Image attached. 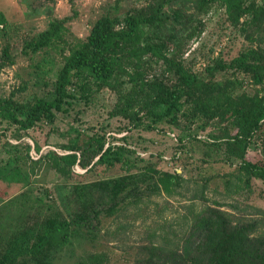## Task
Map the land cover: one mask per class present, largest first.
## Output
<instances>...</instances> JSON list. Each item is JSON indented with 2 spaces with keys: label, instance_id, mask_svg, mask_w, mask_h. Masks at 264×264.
Instances as JSON below:
<instances>
[{
  "label": "rangeland",
  "instance_id": "rangeland-1",
  "mask_svg": "<svg viewBox=\"0 0 264 264\" xmlns=\"http://www.w3.org/2000/svg\"><path fill=\"white\" fill-rule=\"evenodd\" d=\"M241 4L244 12L237 16L224 4L203 0H0V12L8 17L0 26V58L7 51L12 59L0 61V104L11 101L19 115L38 100L54 99L67 58L88 43L99 20L109 17L124 30L128 16L161 12L136 40L116 47V75L109 83L75 71L70 98L34 128L23 130L0 118V259L31 247L49 223L70 221L74 205L63 199L73 186L128 175L152 184L168 172L184 182L172 195L145 192L137 204L122 203L115 214L101 217L95 231L75 229L41 258L24 252L17 264H137L151 245L184 256L192 223L208 207L229 212L235 222H257L255 235H264V181H240L241 161L226 145L234 127L191 106L172 64L205 81H238L236 94L262 95L264 82L235 61L253 51L264 56V0ZM57 19L65 21L63 39L33 52L32 40ZM248 60L252 64L254 57ZM141 83L147 91L158 84L159 92H179L180 111L156 117L151 103L134 101L147 95L136 96ZM262 145L254 138L248 158L259 162ZM102 148L122 151L123 165L109 159L88 172L98 159L87 166L89 156H80ZM218 237L219 232L208 234L191 251L206 255ZM166 264L192 261L185 255Z\"/></svg>",
  "mask_w": 264,
  "mask_h": 264
},
{
  "label": "trees",
  "instance_id": "trees-1",
  "mask_svg": "<svg viewBox=\"0 0 264 264\" xmlns=\"http://www.w3.org/2000/svg\"><path fill=\"white\" fill-rule=\"evenodd\" d=\"M203 1L204 4H224L230 13L237 16L244 12L241 0ZM160 13L159 11L156 16L147 18L140 15L128 16L125 19L126 29L124 30L117 29L115 22L109 17L99 20L91 32L88 43L67 58L56 83L54 99L38 100L27 111H21L20 115L15 110L16 108L13 109L11 101H5L0 104V118L23 130L34 128L37 123L50 116L52 111L60 110L70 98L68 89L75 71H89L98 81L104 84L109 83L116 75L117 61L112 56L116 47L136 40L145 25L154 19L159 20ZM5 22L6 17L0 12V26ZM64 23L63 20H53L48 29L40 33L30 43L33 52L37 53L42 49L50 48L55 42L62 40L65 32ZM148 50L153 51L156 55L160 54L155 48ZM250 55L254 57L252 64L248 60ZM250 55L238 58L235 63L239 69L255 74L256 82L261 84L264 82L261 78V72L264 71V56L257 51H253ZM0 61L4 64L12 62L9 52H3ZM4 64L2 65L4 66ZM172 64L179 75L181 85L186 89L185 93L191 106L209 119H219L234 127V132L228 136L229 140L226 145L230 156L241 161L240 177L238 176L240 181H243L244 177L264 181V87L262 95L260 93L253 96L246 93L236 94L233 90L238 81H205L199 76L185 71L179 64L174 62ZM2 65L0 67H3ZM138 77L133 79L137 80ZM145 85L142 83L138 85L135 94L136 96L141 93L147 95L142 98H133L134 101H139L140 105L146 106L151 103L154 106L153 112L158 118L167 117L180 111L183 96L179 92L166 90L159 92L161 87L158 84L150 85V91H147ZM157 99L160 100L156 103ZM256 137L261 138L263 143L260 154L262 157L259 162L248 158L249 148ZM121 152L112 148L105 151L103 148L94 149L92 152L86 150L80 158L85 160V156H89L87 166L98 159L88 170V172L94 173V168L97 165H101L109 159L115 164L123 165ZM72 161L77 163V156L73 155ZM56 164L58 165L57 162ZM14 173L13 175H16V172ZM182 182H184L182 176L162 172L152 184L144 180L143 176L137 177L136 175L77 184L72 187L69 197L63 199L66 206L70 203L74 205L71 220L49 223L36 243L31 247L28 246L16 253L6 255L0 259V264H17L24 252L37 260L44 253H49V249L56 243L68 241L75 229L95 231L101 222V217L104 214H115L122 203L134 202L137 204L142 201L145 192L148 196L163 192L172 195L175 189L181 187ZM205 195V192L201 193L203 198ZM257 230V222H235L234 216L229 212L208 207L201 211L192 223L186 239L188 242L184 244L182 250L184 256L180 252H167V255L163 248L151 245L143 248L146 257L141 261L138 260L137 264H166L169 260L185 258V255L192 261V264H264V235H255ZM212 232H219V237L217 241L213 242V246L208 248L206 255L191 251L198 241Z\"/></svg>",
  "mask_w": 264,
  "mask_h": 264
},
{
  "label": "crops",
  "instance_id": "crops-1",
  "mask_svg": "<svg viewBox=\"0 0 264 264\" xmlns=\"http://www.w3.org/2000/svg\"><path fill=\"white\" fill-rule=\"evenodd\" d=\"M6 19H8V17H6Z\"/></svg>",
  "mask_w": 264,
  "mask_h": 264
}]
</instances>
